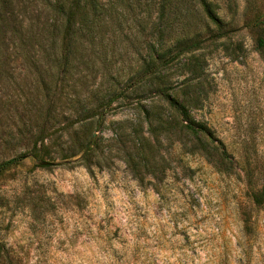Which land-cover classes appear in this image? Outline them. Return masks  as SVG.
<instances>
[{
	"label": "rangeland",
	"instance_id": "obj_1",
	"mask_svg": "<svg viewBox=\"0 0 264 264\" xmlns=\"http://www.w3.org/2000/svg\"><path fill=\"white\" fill-rule=\"evenodd\" d=\"M98 1L93 42L80 17L66 59L52 0L0 10V163L24 156L0 173V264H264L250 197L264 186V56L249 26H264V0H211L227 33L210 38L197 14L184 33L206 41L189 52L180 28L151 32L145 0ZM160 90L213 130L222 165Z\"/></svg>",
	"mask_w": 264,
	"mask_h": 264
},
{
	"label": "trees",
	"instance_id": "obj_2",
	"mask_svg": "<svg viewBox=\"0 0 264 264\" xmlns=\"http://www.w3.org/2000/svg\"><path fill=\"white\" fill-rule=\"evenodd\" d=\"M8 4L9 0H0V10L3 11L7 9ZM49 6L54 14V18H56L55 22H59L60 18L64 19L62 55L65 59L70 55L71 47L75 41V26L77 25L78 19H80V17L84 18L81 20L84 27L83 33L86 39L93 42L95 30L100 23V16L106 12L98 0H52ZM216 6L215 2L211 0H145V12L147 13L146 18L148 19L147 26L150 27L153 34H160V36H162L161 34L165 33L167 35V40L172 37L173 31L175 32L180 28L181 40L179 37L174 38V40L178 44L180 41L184 42L185 44H183L182 47L186 49V51H194L200 49L202 43L206 40L201 38H188V34L184 33V31L188 32V29L192 27L197 18V14H200L202 17L204 16L205 22L203 24L206 29L209 30L210 27L213 28V34L209 36L210 38L221 39L225 36V33H227L222 29L223 20L216 12ZM154 10H156L155 16L151 18V13ZM2 11H0V14ZM1 18L3 19L2 15H0V20ZM249 26L256 31V50L258 54L264 56V26H259L257 21L252 22ZM209 37L206 39H209ZM164 41L165 39L161 38L160 44L162 45ZM169 53H166L165 56L160 55L158 57L165 62L168 58H172ZM149 57L150 56H148V58ZM164 62L153 65L154 71H144L141 79L143 80L146 77L148 78L149 76L159 74L160 71L158 69ZM160 91L159 95L164 97L163 99L168 104L169 109L176 118H178L180 130L193 137L202 147L201 152L208 157L211 156V154L207 145H214V149L219 151L222 158L221 161H223H220L218 164L222 165V163L228 159V156L224 144L216 137L213 130L205 123L196 121L181 101L172 98L168 95L167 91ZM88 149L90 148L88 147L87 151ZM23 157L24 156H18L0 163V173L19 165ZM217 170L220 172L218 168ZM250 197L254 205L261 206L264 203V186H262L260 190H255L250 187Z\"/></svg>",
	"mask_w": 264,
	"mask_h": 264
}]
</instances>
